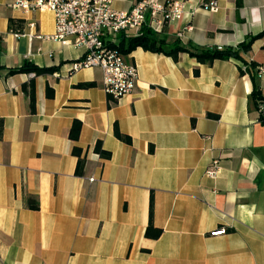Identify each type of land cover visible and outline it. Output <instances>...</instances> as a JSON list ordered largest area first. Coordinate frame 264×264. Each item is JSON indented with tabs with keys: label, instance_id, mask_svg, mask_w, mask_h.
<instances>
[{
	"label": "crops",
	"instance_id": "crops-1",
	"mask_svg": "<svg viewBox=\"0 0 264 264\" xmlns=\"http://www.w3.org/2000/svg\"><path fill=\"white\" fill-rule=\"evenodd\" d=\"M138 1L111 3L130 11ZM177 1L182 17L162 27L170 43L236 46L264 29V0H216L214 9ZM11 2L0 0V64L55 71L0 76V264H264V35L240 52L247 66L137 47L128 54L136 87L110 103L99 68L70 69L83 48L45 38L53 14ZM31 79L34 111L21 88ZM115 125L130 143L115 137ZM97 141L109 158L94 151ZM151 195L157 238L144 235Z\"/></svg>",
	"mask_w": 264,
	"mask_h": 264
},
{
	"label": "built area",
	"instance_id": "built-area-1",
	"mask_svg": "<svg viewBox=\"0 0 264 264\" xmlns=\"http://www.w3.org/2000/svg\"><path fill=\"white\" fill-rule=\"evenodd\" d=\"M10 5L23 11H50L54 18V31L45 38L83 48L82 56L71 64V70L81 68H99L103 91L110 103L134 91L137 83V66L121 53L114 44L120 32L137 33L143 25L160 32L162 27L183 15V1L154 0L136 2L130 11H119L112 7L111 0H12ZM205 9H214L216 0H208L201 5ZM29 27L35 23L30 21ZM24 29L13 31L22 34ZM263 74L264 69L258 68ZM258 112H262L263 103H258ZM219 168L216 160L211 161L205 174L215 176ZM93 181V178L89 179ZM218 231L224 232L221 228Z\"/></svg>",
	"mask_w": 264,
	"mask_h": 264
},
{
	"label": "trees",
	"instance_id": "trees-1",
	"mask_svg": "<svg viewBox=\"0 0 264 264\" xmlns=\"http://www.w3.org/2000/svg\"><path fill=\"white\" fill-rule=\"evenodd\" d=\"M12 23V21H11ZM12 31L20 30L22 28L13 29ZM264 35V29L254 36H250L246 40L242 41L236 46H202L197 45L192 42H187V44H182L177 39L173 42H168L167 36L165 34L164 28L161 29L160 32H156L152 30L148 25H143L140 30L135 34L132 31H125L120 32L116 37V43L114 47H116L121 53L127 55L131 51H133L137 47H141L143 50L156 52V53H163L171 57L174 61L177 60L179 53H187L189 56L194 57L196 61L200 64H211L214 60H229V59H236L239 60L243 65L247 66L245 61L242 59L240 52H246L249 50L251 43L257 37ZM251 67H255L254 63H249ZM55 71L54 67H38L31 62H25L23 65L16 67V68H6L2 64H0V76H9L16 73H34V76L44 75V74H51ZM239 71L241 74L244 73V69L239 67ZM195 74L198 73V70L195 69ZM252 81H253V90L251 92V98L253 99L254 103L257 100L262 99L255 80V74H252ZM94 83H83L81 87H89L93 86ZM22 91L26 93L29 97V105L31 111L35 110V94H34V81L31 79L29 83L22 84L21 86ZM46 96L48 98L53 96V90L46 86ZM212 117H216L215 115H209ZM81 128V123L78 120H74L72 126L69 131L70 139H77L79 136ZM2 130V120L0 119V133ZM114 135L116 138L130 143V137L123 135L119 132L117 126H114ZM94 151L103 158H109L110 152L105 151L101 148L100 141H97L94 146ZM73 152L77 155V164L75 168L76 174H81L83 166H84V159L80 158V150L77 148L73 149ZM27 206L37 209L38 204L36 201H33L31 197H27ZM153 201L152 195L150 196L149 202V217H148V225L145 229L144 235L145 237L149 238H157L161 234V229L153 227L152 224V217H153ZM221 229V228H219Z\"/></svg>",
	"mask_w": 264,
	"mask_h": 264
}]
</instances>
